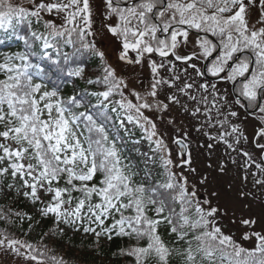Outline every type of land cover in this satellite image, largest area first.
<instances>
[{"label":"snow or ice","instance_id":"obj_1","mask_svg":"<svg viewBox=\"0 0 264 264\" xmlns=\"http://www.w3.org/2000/svg\"><path fill=\"white\" fill-rule=\"evenodd\" d=\"M97 15L100 27L94 28ZM0 31L24 45L22 51L0 54V193L15 189L20 194L23 188L34 205L44 204L40 215H51L60 235L64 225L90 236L96 246L114 237L136 241L118 253L133 264H264V231L255 230L257 220L242 218L240 224L249 230L236 240L223 230L228 211L200 196L201 190L207 193L209 177L198 172L189 134L177 119L199 121L196 130L207 137L209 153L224 145L216 171L226 173L230 161L244 172L242 185L251 176L264 189V0H0ZM102 33L119 42V61L149 70L146 88L140 81L138 91L117 76L97 47ZM67 46L72 53L62 50ZM85 54L101 62L102 74L95 80L87 79L85 66L77 63ZM71 77L102 83L106 90L86 95L103 103L117 92L118 107L137 114L149 142L141 153L144 181L137 182V173L122 164L114 141L106 146L103 125L91 114L73 111L86 106L85 95L62 97ZM144 110L182 132L172 141L179 148L178 164L166 133ZM250 117L257 122L251 139L243 129ZM82 119L87 132L99 138L81 140ZM7 218L0 213V219ZM246 241L254 247H245ZM0 255L45 264L44 252L6 230H0ZM50 259L65 264L62 258Z\"/></svg>","mask_w":264,"mask_h":264},{"label":"trees","instance_id":"obj_2","mask_svg":"<svg viewBox=\"0 0 264 264\" xmlns=\"http://www.w3.org/2000/svg\"><path fill=\"white\" fill-rule=\"evenodd\" d=\"M25 31L24 26H21V34H24ZM0 37V54L23 50V42L16 40L15 37H9L3 31H0ZM96 43L97 47L100 48L99 43L97 41ZM62 50L68 53L73 52L71 46L64 47ZM77 63L85 66L87 79L95 80L98 75L102 74L101 62L97 57L85 54L78 58ZM0 78H3L2 73H0ZM104 90H106V87L102 83L90 85L86 83L85 79L71 77L66 78L61 95L65 99L73 95H85L86 106L73 108V111L77 114L80 112L91 114L97 125H103L109 137V144L106 146H110L111 142L114 141L120 153L122 164L129 165L132 171L137 173L135 180L142 182L145 180L142 175L145 167L140 165L139 161L133 157L132 152L128 148L130 139L120 134L116 128L122 109L113 102V98L120 95L114 92L103 103H101L102 98L98 100L96 96L86 95L87 93ZM114 107L117 108V111H112ZM86 123L82 119L77 129L78 132L83 133L80 137L81 140L83 141L84 137L89 135H92L93 138H99V134L95 132L89 134L87 132L85 128ZM133 134L139 137L146 136L143 135L144 133L141 131L139 125L136 126ZM158 179L159 176L156 171L155 176L151 180L155 181ZM8 182H12L11 177L8 178ZM16 187H20V185L17 184ZM23 191L24 189L20 188V194H17L16 190L13 189L8 195L0 199V213H6L8 217L7 220L0 219V230H6L9 235L17 239L27 242L31 241V244L35 248L45 253V262L54 264L50 258L55 256L57 260L62 258L65 264H133L131 257L120 256L118 253L121 248L127 249L130 246H134L136 241L130 240L127 237H114L111 242L102 240L100 245L96 246L90 236H85L82 233H80V237H77L75 234L70 235L68 230L71 229H68L64 225H61V227H65V232L63 235H60L58 230H56L54 218L51 215L47 217L40 215L39 209L44 204L37 203L34 205L28 198L22 195ZM43 199H45L46 203L47 199ZM16 213H20V216H17ZM28 217H31V220ZM32 222L36 230L33 236L29 232V226ZM161 231L163 232V229ZM54 232L56 234H53ZM234 239L239 240L237 238ZM244 246L248 248L254 247L246 245V243H244ZM113 253H116V255H113Z\"/></svg>","mask_w":264,"mask_h":264},{"label":"rangeland","instance_id":"obj_3","mask_svg":"<svg viewBox=\"0 0 264 264\" xmlns=\"http://www.w3.org/2000/svg\"><path fill=\"white\" fill-rule=\"evenodd\" d=\"M95 3L98 4L99 0H95ZM101 17L97 15L95 17L94 28H99ZM1 40V38H0ZM99 43L100 49L104 51L107 63L112 65L116 69V74L118 77L123 76L126 78L129 83V87H136L138 91L141 90L140 81H143V86L146 88L149 80V70L144 68L143 71H140L139 66H131L125 65L123 62L119 61V51L120 44L118 41H115L110 37L107 33H102V38L97 39ZM158 59V57H157ZM198 63H202L199 61ZM209 81L217 82V80H211L207 78ZM218 86L223 87L222 83H219ZM231 89V85H228ZM125 96L128 99L135 100L132 96L128 94L127 90H124ZM120 96H115L113 98V102L117 104V101H120ZM145 115L152 117L153 120L157 122L158 130L160 132L166 133L165 135V143L168 145V148L171 150V158L174 163H179V148L172 141L178 136L182 135L183 131H187L189 134V140L191 141L190 150L193 155L194 164L198 170V172H204L208 174L209 182L206 185L207 193L203 190L200 191V196L204 198L208 196L212 199L213 204H218L222 209H226L228 211V216L223 220L225 225L224 231L226 234H233L234 238L240 240V237L244 231H248L249 229L245 228L240 224V220L243 219H256L257 224L255 226L256 231H264V189H261L259 185H254L252 182V177L249 176V180L246 184H241V179L244 176V172L238 168L237 165L231 164L228 162L226 173H220L215 170V165L224 157L225 149L224 145H217L211 153L206 148L208 143L207 137L203 136L201 132H198L196 129L200 126L199 121L192 119L188 116H178V122H181L182 132H176L172 127L167 126L159 121L156 115L147 110H144ZM243 113V110H241ZM131 115L133 117V121H128V116ZM137 114L134 110L122 109L121 114L119 116L116 128L120 132V134L125 135L130 138L128 148L132 152V155L135 159H137L143 167H145V158L141 155V153L148 151V140L144 137L135 136L133 133L137 126L136 123ZM243 119V115L241 116ZM123 121V123H121ZM251 127H252V119L244 122L243 129L245 133L251 136ZM141 131L146 135L145 130L140 127ZM214 131V130H213ZM135 141H139V144H136ZM198 145H203L204 147H198ZM235 155V154H233ZM209 163L213 164V168H208L207 165ZM179 171V169H174ZM254 170V169H253ZM146 168L143 170V177H146ZM156 174V170L153 171L152 177ZM151 177V178H152ZM190 181H193L195 178L191 175L189 176ZM0 187H3L0 184ZM7 191V189H5ZM217 192V197H211V192ZM242 193H248V195L242 196ZM6 195L0 193V199L5 197ZM234 213V216H233ZM235 219L236 223L232 224L230 221ZM33 222L29 226V232L33 236L35 233V228L33 227ZM68 230V229H66ZM70 235H76L80 237V233H74L72 230H68ZM84 237V236H83ZM31 243V241H29ZM246 245L254 246L252 241L244 242ZM0 264H35V262H23L22 258L14 257V256H3L0 255ZM45 264H49L45 262Z\"/></svg>","mask_w":264,"mask_h":264},{"label":"flooded vegetation","instance_id":"obj_4","mask_svg":"<svg viewBox=\"0 0 264 264\" xmlns=\"http://www.w3.org/2000/svg\"><path fill=\"white\" fill-rule=\"evenodd\" d=\"M163 35V34H162ZM211 38V37H210ZM129 55L130 56H132V57H134L135 56V53H129ZM202 63H203V61H202ZM207 78H209V77H207ZM210 79V78H209ZM211 80H217V79H211ZM255 123H257L256 121H254V120H252V127H251V135H252V133H253V125L255 124ZM250 139H251V136H250Z\"/></svg>","mask_w":264,"mask_h":264},{"label":"water","instance_id":"obj_5","mask_svg":"<svg viewBox=\"0 0 264 264\" xmlns=\"http://www.w3.org/2000/svg\"><path fill=\"white\" fill-rule=\"evenodd\" d=\"M215 55V54H214ZM210 59V58H209ZM208 61H204V63L203 64H206Z\"/></svg>","mask_w":264,"mask_h":264}]
</instances>
